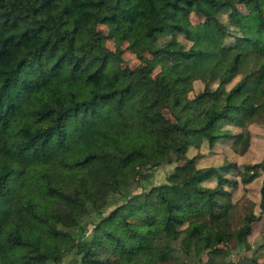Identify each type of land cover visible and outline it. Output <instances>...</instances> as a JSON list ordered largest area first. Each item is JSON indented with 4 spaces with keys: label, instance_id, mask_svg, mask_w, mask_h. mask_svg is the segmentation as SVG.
<instances>
[{
    "label": "trees",
    "instance_id": "obj_1",
    "mask_svg": "<svg viewBox=\"0 0 264 264\" xmlns=\"http://www.w3.org/2000/svg\"><path fill=\"white\" fill-rule=\"evenodd\" d=\"M101 25L159 73L123 66ZM263 98L264 0H0V264H176L177 246L194 264H264L219 258L264 217V177L238 227L230 191L264 162L187 157L245 146L224 126Z\"/></svg>",
    "mask_w": 264,
    "mask_h": 264
},
{
    "label": "rangeland",
    "instance_id": "obj_2",
    "mask_svg": "<svg viewBox=\"0 0 264 264\" xmlns=\"http://www.w3.org/2000/svg\"><path fill=\"white\" fill-rule=\"evenodd\" d=\"M251 8L243 9L248 13ZM190 21L193 24L201 22V18L191 15ZM98 31L105 37L104 46L109 50L117 53L123 62V66H127L131 69L141 66L145 74H149L152 77L156 76L160 67L157 66L152 72L149 71L147 66L148 55L137 56L135 50L130 48L127 42H123L117 38L109 37V28L105 25L98 27ZM169 64V63H168ZM240 77L234 78L227 86L226 89H230ZM194 90L197 92L203 88V84L195 82L193 84ZM264 101V98H263ZM224 129L231 131L232 133H242L243 141H246V145L239 144L238 146L231 145L230 140L218 143L214 148L208 149L205 144H201L199 148H190L187 152L188 158H196V165L199 168L220 167L224 163L236 164L241 171L245 165H256L264 162V104L259 112L252 118L246 120L241 128H237L231 125H225ZM181 165L184 162H178ZM174 166H164L153 173L151 181L154 185L163 183L166 176L171 172ZM238 171L231 172L228 175L230 178L240 179ZM264 173L260 172L259 176L252 182L244 185L239 182L238 186L232 192V203L235 205L233 216L236 220L235 224L238 227L241 223L242 217L248 212L252 211L256 215L260 214V188ZM210 187L216 185V181L212 180L206 183ZM248 247L246 249H231L230 253L224 255L220 254L219 258H222L224 262L239 261L240 259H257L264 261V217L261 221L253 224L252 233L247 238ZM176 264H194V255L187 254L181 247L177 246L174 253ZM221 260V259H220ZM154 264H171L169 262H156Z\"/></svg>",
    "mask_w": 264,
    "mask_h": 264
},
{
    "label": "crops",
    "instance_id": "obj_3",
    "mask_svg": "<svg viewBox=\"0 0 264 264\" xmlns=\"http://www.w3.org/2000/svg\"><path fill=\"white\" fill-rule=\"evenodd\" d=\"M246 8H248V7H246Z\"/></svg>",
    "mask_w": 264,
    "mask_h": 264
}]
</instances>
